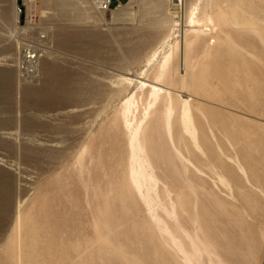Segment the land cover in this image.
Instances as JSON below:
<instances>
[{
    "label": "rangeland",
    "instance_id": "1",
    "mask_svg": "<svg viewBox=\"0 0 264 264\" xmlns=\"http://www.w3.org/2000/svg\"><path fill=\"white\" fill-rule=\"evenodd\" d=\"M16 2L0 264H264V0Z\"/></svg>",
    "mask_w": 264,
    "mask_h": 264
},
{
    "label": "bare ground",
    "instance_id": "2",
    "mask_svg": "<svg viewBox=\"0 0 264 264\" xmlns=\"http://www.w3.org/2000/svg\"><path fill=\"white\" fill-rule=\"evenodd\" d=\"M16 1V0H15ZM93 2L95 3V4H97L98 5V3H100V0H93ZM121 3V2H120ZM34 4L35 3H30L29 5H28V7L30 6L31 8L34 6ZM112 9V8H111ZM196 9H197V6L195 5L192 9H191V12L192 13H190V15H192V16H190V18H193V15H194V12L196 11ZM127 13L126 12H124L123 10H122V8L120 9V8H117L115 11H114V16L116 17V19L117 18H119V17H123L124 15H126ZM19 16H20V13L18 12V10H17V8H16V10H15V13L13 12V23H15V24H17V22L19 21ZM190 21L192 20V19H189ZM10 34V33H9ZM12 35V34H11ZM13 35H14V33H13ZM15 36V35H14ZM11 37V36H10ZM16 37V36H15ZM18 40V39H17ZM260 40H261V42H264V37H263V35L260 37ZM264 44V43H263ZM182 53V52H181ZM33 58V57H32ZM182 60H183V63H184V57L182 56ZM19 90V89H18ZM26 101V100H25ZM39 101V100H38ZM27 102V101H26ZM36 105V104H35ZM52 105V104H51ZM36 107V106H35ZM5 195V194H4ZM7 195V194H6ZM2 212H1V210H0V214H1Z\"/></svg>",
    "mask_w": 264,
    "mask_h": 264
},
{
    "label": "built area",
    "instance_id": "3",
    "mask_svg": "<svg viewBox=\"0 0 264 264\" xmlns=\"http://www.w3.org/2000/svg\"><path fill=\"white\" fill-rule=\"evenodd\" d=\"M36 0H17L16 8L18 12L21 14L23 10H26L27 6L30 3H34ZM113 0H100L99 6L102 10H109L112 8Z\"/></svg>",
    "mask_w": 264,
    "mask_h": 264
},
{
    "label": "crops",
    "instance_id": "4",
    "mask_svg": "<svg viewBox=\"0 0 264 264\" xmlns=\"http://www.w3.org/2000/svg\"><path fill=\"white\" fill-rule=\"evenodd\" d=\"M120 2L122 3V1H120ZM120 6H121V5H120ZM120 6H118V7H120ZM118 7H117V8H118Z\"/></svg>",
    "mask_w": 264,
    "mask_h": 264
}]
</instances>
